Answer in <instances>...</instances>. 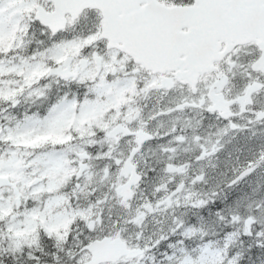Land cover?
Wrapping results in <instances>:
<instances>
[{"label":"snow or ice","instance_id":"1","mask_svg":"<svg viewBox=\"0 0 264 264\" xmlns=\"http://www.w3.org/2000/svg\"><path fill=\"white\" fill-rule=\"evenodd\" d=\"M0 264H264V0H0Z\"/></svg>","mask_w":264,"mask_h":264},{"label":"flooded vegetation","instance_id":"2","mask_svg":"<svg viewBox=\"0 0 264 264\" xmlns=\"http://www.w3.org/2000/svg\"><path fill=\"white\" fill-rule=\"evenodd\" d=\"M32 110H35V108H33Z\"/></svg>","mask_w":264,"mask_h":264}]
</instances>
